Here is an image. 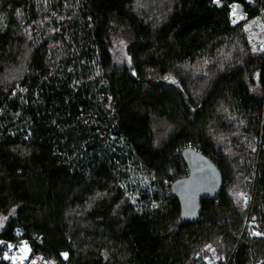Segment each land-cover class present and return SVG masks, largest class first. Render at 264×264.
I'll return each mask as SVG.
<instances>
[{
	"label": "trees",
	"instance_id": "16d2710c",
	"mask_svg": "<svg viewBox=\"0 0 264 264\" xmlns=\"http://www.w3.org/2000/svg\"><path fill=\"white\" fill-rule=\"evenodd\" d=\"M231 5L246 18L233 23ZM262 10L0 0V264L7 243L56 264H207L206 245L217 264H264V235L245 224L264 225V50L245 29ZM187 146L223 179L193 224L170 189Z\"/></svg>",
	"mask_w": 264,
	"mask_h": 264
},
{
	"label": "water",
	"instance_id": "95a60500",
	"mask_svg": "<svg viewBox=\"0 0 264 264\" xmlns=\"http://www.w3.org/2000/svg\"><path fill=\"white\" fill-rule=\"evenodd\" d=\"M241 13V7L236 6ZM187 175L171 184V194L179 204V221L193 224L202 214L204 200H216L223 188L222 175L214 162L192 146L181 150Z\"/></svg>",
	"mask_w": 264,
	"mask_h": 264
},
{
	"label": "rangeland",
	"instance_id": "374dc122",
	"mask_svg": "<svg viewBox=\"0 0 264 264\" xmlns=\"http://www.w3.org/2000/svg\"><path fill=\"white\" fill-rule=\"evenodd\" d=\"M141 6V5H140ZM264 10H262L260 12V15L257 17H254L252 19L249 20V22L246 24L245 29L247 31V37H248V42L250 43L251 47H258L259 50H261L262 48H264ZM242 17L240 18L241 21ZM116 39H113L110 42V48L111 51H117L119 52V50H121V46L124 44V42L126 41L124 36L122 35H118L117 37H115ZM154 132H155V137L157 138V141H162L163 138L168 134L170 127L167 123L163 122V121H156L154 123ZM243 193L246 194L248 197V202L247 204L244 203L243 199H239L241 206L244 209H247L250 205L251 202V197H252V191H248V190H242V191H238L237 193V197L238 194ZM245 224L248 225L249 228H251V234L250 236H253L252 233L254 232H260V233H264V225L263 227L260 228V226L255 225L253 222H245ZM26 243H21L18 244L19 245H24ZM202 253H204L205 257H204V261L207 264H217L219 262V258L216 255V251L215 249L211 246V245H206L203 249H202ZM64 259L65 256L62 255ZM198 256V254H197Z\"/></svg>",
	"mask_w": 264,
	"mask_h": 264
},
{
	"label": "built area",
	"instance_id": "2783aa9c",
	"mask_svg": "<svg viewBox=\"0 0 264 264\" xmlns=\"http://www.w3.org/2000/svg\"><path fill=\"white\" fill-rule=\"evenodd\" d=\"M253 1V0H251ZM230 12L232 13V16L234 17V20L236 21L235 23H238L240 20V18L242 17V19L246 18L245 14L241 13H235L233 14V9H236V6L231 5L228 7ZM261 12V11H260ZM9 245L12 246L11 251H9ZM24 245H27V258L20 260V259H16L15 261L12 259L13 257H20L22 255H24V253L21 252V249L23 248ZM24 245H19L17 246L15 243H7L1 246L2 248V261L5 262L6 264H32V261L35 260V264H56L53 260L51 259H47L45 257H42L40 255H32L31 254V248L29 247L28 244H24ZM5 253L8 254V258H5Z\"/></svg>",
	"mask_w": 264,
	"mask_h": 264
},
{
	"label": "snow or ice",
	"instance_id": "6c2138e0",
	"mask_svg": "<svg viewBox=\"0 0 264 264\" xmlns=\"http://www.w3.org/2000/svg\"><path fill=\"white\" fill-rule=\"evenodd\" d=\"M236 13V9L234 8L233 9V14ZM236 21L233 20V23H235ZM255 50V48H254ZM261 50H264V48H262ZM238 199H243L244 200V203L247 204L248 202V197L246 194H243V193H240L238 194ZM7 219V217H0V226H2V223H3V220ZM253 235H256V236H262L264 235V233H260V232H254L252 233ZM11 248L12 246L9 245V251H11ZM21 252L24 253V255L20 256V257H13L12 259L15 261L16 259H20V260H23V259H26L27 258V245H24L23 248L21 249ZM65 256V258H67V254H63ZM5 258L7 259L8 258V254L5 253ZM32 264H35V260L32 261Z\"/></svg>",
	"mask_w": 264,
	"mask_h": 264
}]
</instances>
